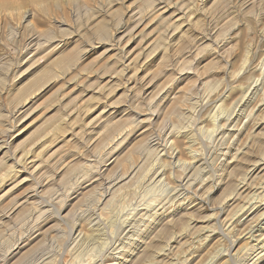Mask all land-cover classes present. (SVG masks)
I'll return each instance as SVG.
<instances>
[{
  "label": "rangeland",
  "instance_id": "rangeland-1",
  "mask_svg": "<svg viewBox=\"0 0 264 264\" xmlns=\"http://www.w3.org/2000/svg\"><path fill=\"white\" fill-rule=\"evenodd\" d=\"M1 3L0 264H264V0Z\"/></svg>",
  "mask_w": 264,
  "mask_h": 264
},
{
  "label": "bare ground",
  "instance_id": "bare-ground-1",
  "mask_svg": "<svg viewBox=\"0 0 264 264\" xmlns=\"http://www.w3.org/2000/svg\"><path fill=\"white\" fill-rule=\"evenodd\" d=\"M15 4H16V3H15ZM10 9H13V10H14V9H16V6H15V5H12V4H9V3H7V4H6V3H5V4H4V3H1V4H0V13H1L2 10L4 11V10H10ZM14 14H15V13H14ZM24 18H25V17H24ZM170 25H171V24H170ZM32 44H33V43H32ZM68 55H69V54H68ZM119 56H120V55H119ZM122 58H123V57H122ZM139 58H141V57H139ZM139 58H138V59H139ZM4 59H5V58H4ZM71 59H72V58H71ZM135 59H136V58H135ZM138 59H137V60H138ZM69 60H70V59H69ZM137 60H135V61L137 62ZM63 61H64V59H63ZM63 61H62V62H63ZM124 61H125V59H124L122 62H124ZM128 61H129V59H128V57H127V60L124 62V68H123V69H124V70H123L124 73H126V72L128 73V71H129L130 69H132V68H130V66H131L133 60H132L131 62H129L128 64H126ZM66 62H67V61H66ZM66 62H65L64 64H63V63H62V64L65 65ZM120 63H121V62H120ZM121 64H122V63H121ZM3 65H4V63H3ZM133 65H135V64L133 63ZM30 70H31V69H30ZM49 71H50V70H49ZM7 72H8V71H7ZM45 72H46V71H45ZM116 73H117V76L122 75V73L120 74V72H116ZM116 73H115V74H116ZM134 73H135V72H134ZM45 74H47L48 76L50 75V74H48V73H44V75H45ZM44 75H43V76H44ZM45 76H46V75H45ZM114 76H115V75H113V77H114ZM117 76H116V77H117ZM131 76H132V75H131ZM113 77H112V78H113ZM40 78H41V77H40ZM47 78H48V77H47ZM126 78H127V77H126ZM42 79H43V78H42ZM42 79H40V81H41ZM117 79H118V78H117ZM36 80H38V79L35 78L33 82H35V83L38 82V85H40L41 83H39V80H38V81H36ZM44 80H45V79H44ZM31 85H32V83H31ZM32 86H33V85H32ZM35 86H36V85H35ZM33 87H34V86H33ZM43 87H45V86H43ZM24 89H25V88H24ZM44 89H45V88H44ZM42 90H43V89H42ZM22 91H23V88H22V89L20 88V89H19V92H17V93L22 94V93L24 92V91H23V92H22ZM28 91H29V90H28ZM21 92H22V93H21ZM25 94H26V92H25ZM27 95H28V94H27ZM22 96H23V95H22ZM24 99H25V98H24ZM32 100H33V98H32L31 96H29L28 99L25 101V103L23 102V105H20V104H19V106H18V107L16 108V110H15V116L18 115L17 113H19L20 109H23V107L26 106L25 104H29L30 102H32ZM75 108H77V107H75ZM74 111H75V110H74ZM76 112H78V111H76ZM70 113H72V112H70ZM70 113L68 114L69 116H70ZM73 113H74V112H73ZM72 115H73V114H71V116H72ZM0 116H1V115H0ZM18 116H19V115H18ZM2 123H3V122H2ZM92 135H93V134H92ZM4 140H5V139H4ZM1 141H3V140H1ZM3 142H4V141H3ZM3 142H2V143H3ZM3 144H4V143H3ZM261 144H262V143H261ZM161 146H162V145H161ZM163 146H164V145H163ZM262 146H263V145H262ZM0 148H1V149H6V148H8V147L2 145ZM157 149H158V148H157ZM161 150H162V149H161ZM176 150H178V149H176ZM242 151H243V150H242ZM242 151H240V152H242ZM29 152H30V151H29ZM245 153H246V152H245ZM29 154H30V153H29ZM240 154H241V153H240ZM30 155H31V154H30ZM246 155H247V154H246ZM28 156H29V155H28ZM164 156H165V155H164ZM238 156H239V155H238ZM14 157H15V155H14ZM173 157H175V156H173ZM173 157H172V158H173ZM29 158H30V157H26V158H24V160H22V161H20V160H19V161L16 160L15 162L13 161V162L15 163V166H16L17 168H21V169H22L21 171L19 170L20 172L27 173L29 169H32V168L35 166L34 160H32V161L29 162V161H28ZM175 158H176V157H175ZM13 159H14V158H13ZM17 159H18V158H17ZM22 159H23V158H22ZM239 159H241V158H239ZM27 161H28V162H27ZM241 161H242V160H241ZM254 161H255V160H254ZM263 161H264V159L261 160V161L259 160V162L256 161L257 163H254V164H253V166H252L253 169L251 170V172H253V174H254L255 171H257L258 169H260V172H262V173H263V176H264V162H263ZM61 162H62V161H61ZM261 162H262V163H261ZM63 163H64V162H63ZM251 165H252V164H251ZM15 166H14V168H15ZM63 166H64V165H63ZM137 166H138V165H137ZM104 167H105V166H104ZM133 167H135V166H133ZM252 167H251V168H252ZM55 168H57V167H55ZM191 168H192V167H191ZM99 170H100V169H99ZM155 170H156V169H155ZM57 171H58V170H57ZM59 171H60V170H59ZM104 171H105V169H104ZM133 171H134V170H133ZM133 171H131L128 175H125V176H123V177H121V178H116V179H113V178H112L111 180H107V183H108V185H109V186L107 185V186H108L107 189H110V190H109V193H111V190H113V189H114V188H115L120 182H122V181H126V182H127V180L129 179V177L133 174ZM189 171H190V170H189ZM93 172H94V171H93ZM155 172H156V171H155ZM162 172H163V171H162ZM192 172H193V171H192ZM100 173H101V172H100ZM135 173H136V172H135ZM248 173H249V172H248ZM101 174H102V173H101ZM154 174H155V173H154ZM160 174H161V173H160ZM193 174H194V172H193ZM57 175H58V174H57ZM91 175H92V174H91ZM98 175H99V174H98ZM162 175H163V174H162ZM255 175H256V174H255ZM255 175H254V176H255ZM261 175H262V174H261ZM155 176H156V178H159V175H155ZM112 177H113V176H112ZM189 177H190V176H189ZM83 178H84V177H83ZM83 178H82V179H83ZM86 178H88V177H86ZM89 178H91V177H89ZM104 178H105V177H104ZM108 178H109V177H108ZM110 178H111V177H110ZM153 178H155V177H153ZM248 178H249V176L247 177V181H248ZM262 178H263V177H262ZM262 178H261V179H262ZM100 179H101V178H100ZM133 179H134V178H133ZM190 179H192V178H190ZM190 179H188V180H190ZM245 179H246V178H245ZM245 179H244V180H245ZM261 179H260V180H261ZM91 180H92V179H91ZM95 180H96V179H95ZM95 180H94V181H95ZM130 180H131V179H130ZM158 180H159V179H158ZM188 180H187V181H188ZM88 181H89V180H88ZM98 181H100V180H98ZM190 181H192V180H190ZM194 181H195V180H194ZM263 181H264V180H263ZM263 181H261L260 184H261V183H264ZM84 182H85V180H84ZM86 182H87V181H86ZM101 182H103V180H102ZM104 182H105V181H104ZM241 182H243V181H241ZM249 182H250V181H249ZM251 182H254V181H251ZM251 182H250V183H251ZM258 182H259V181H258ZM42 183H43V182H42ZM42 183H41V184H42ZM94 183H95V182H94ZM186 183H187V182H186ZM243 183H244V182H243ZM243 183H242V184H243ZM46 184H47V183H46ZM46 184H45V185H46ZM92 184H93V183H92ZM150 184H151V183H150ZM152 184H153V183H152ZM152 184H151V185H152ZM190 184H191V183H190ZM244 184H245V183H244ZM248 184H249V183H248ZM251 184H252V183H251ZM258 184H259V183H258ZM45 185H43V186H45ZM147 185H148V184H147ZM187 185H188V184H187ZM191 185H192V184H191ZM191 185H190V186H191ZM262 185H263V184H262ZM90 186H91V184H90ZM190 186H188V187L190 188ZM251 186H252V185H251ZM191 187H192V186H191ZM239 187H240V186H239ZM255 187H256V186H255ZM260 187H261V185H260ZM184 188H185V187H184ZM186 188H187V187H186ZM186 188H185V189H186ZM189 188H188V189H189ZM258 188H259V187H257V189H258ZM263 188H264V187H263ZM83 189H84V188H83ZM179 189H180V188H179ZM190 189H191V188H190ZM249 189H250V188H249ZM249 189H248V190H249ZM252 189H253V188H252ZM186 190H187V189H186ZM186 190H185V191H186ZM244 190H245V189H244ZM262 190H263V189H262ZM178 191H179V190H178ZM178 191H177V192H178ZM249 191H250V190H249ZM254 191H255V190H254ZM256 191H257V190H256ZM256 191H255V192H256ZM260 191H261V190H260ZM106 192H107V191H106ZM244 192H245V191H244ZM244 192H243V193H244ZM107 193H108V192H107ZM113 193H114V191L112 192V194H113ZM258 193H259V192H258ZM260 193H262V192H260ZM104 194H105V193H104ZM112 194H110V195H112ZM240 194H241V193H240ZM30 196H32V194H31ZM102 196H103V195H102ZM104 196H105V195H104ZM104 196H103V198H104ZM263 196H264V195H263ZM33 197H34V196H33ZM107 197H108V196H107ZM237 197H238V195H237ZM75 198H76V197H75ZM262 198H263V197H262ZM110 199H111V198H110ZM259 200H261V199H259ZM259 200H258V201H259ZM263 200H264V199H263ZM101 201H102V200H101ZM173 201H174V200H173ZM253 201L255 202L256 199L253 200ZM253 201H252V202H253ZM102 202H103V201H102ZM107 202H108V201H107ZM169 202H170V201H169ZM250 202H251V201H250ZM256 202H257V201H256ZM261 202H262V201H261ZM16 203H18V202H16ZM24 203H25V202H24ZM22 204H23V203H22ZM107 204H108V203H107ZM19 205H20V203H19ZM29 205H30V204H29ZM249 205H250V204H248V206H249ZM259 205H260V204H259ZM262 205H263V204H262ZM20 206H21V205H20ZM22 206H23V205H22ZM24 206H25V205H24ZM160 206H161V205H160ZM251 206H252V205H251ZM251 206H249V208H250ZM256 206H257V205H255L253 208H256ZM148 207H149V206H148ZM148 207H146V208H148ZM143 209L145 210V207H144ZM256 209L258 210V207H257ZM256 209H255V210H256ZM12 211H14V210H12ZM12 211H10V213H11ZM140 211H141V210H140ZM249 211H250V210H249ZM133 212H134V211H133ZM142 212H143V211H142ZM151 212H152V211H151ZM258 212H260V211H258ZM137 213H138V212H137ZM141 214H144V213H141ZM152 214H153V213H152ZM260 214H261V215H260V219H259L258 223L255 224V225H254V223H252L251 225H250V223H249V224H248V225H249V228H248V226L246 225L247 227H246V229L244 230L243 235H244V237H245L247 240H249L250 242L255 243V245H258V246L260 245V246H261V247H260V250H261V252H262V253H261V252H260V253H261V254H264V253H263V252H264V231H263V230H264V229H263L264 227L262 228V227L259 225V224H262V223L264 222V212H263V213H260ZM41 215H42V214H41ZM137 215H138V214H137ZM258 215H259V214H258ZM131 216H132V215H131ZM159 216H160V215H159ZM1 217H2V216H1ZM3 217H4V216H3ZM3 217H2V218H3ZM146 217H147V216H146ZM253 217H254V216H253ZM4 218H5V217H4ZM46 218H47V217H46ZM132 218H133V217H132ZM132 218H131V220H132ZM147 218H148V217H147ZM152 218H153V217H152ZM231 218H232V217H231ZM256 218H257V217H256ZM126 219H128V218H126ZM126 219H125V220H126ZM134 219H135V218H133V220H134ZM160 219H161V218H160ZM125 220H124V221H125ZM131 220H130V218H129V221H130V222L133 221V220H132V221H131ZM250 220H251V219H250ZM255 220H256V219H255ZM255 220H253V221H255ZM126 221H127V220H126ZM140 221H141V220H139V222H140ZM151 221H152V220H151ZM253 221H252V222H253ZM256 221H257V220H256ZM130 222H129V223H130ZM134 222H135V221H134ZM143 222H146V221L144 220ZM143 222H142V223H143ZM39 224H40V223H39ZM132 224H133V223H132ZM134 224H135V223H134ZM138 224H139V223H138ZM144 224H145V223H144ZM232 224H233V223H232ZM235 224H236V223H235ZM148 225H149V224H148ZM0 226H1V225H0ZM127 226H129V224H128ZM139 226H140V225H139ZM263 226H264V225H263ZM1 227H2V226H1ZM130 227H131V226H130ZM134 227H135V226H134ZM131 228H132V227H131ZM131 228H128V229H131ZM247 228H248V229H247ZM37 229H38V228H37ZM39 229H41V228H39ZM133 229H134V228H133ZM139 229H140V228H139ZM41 230H42V229H41ZM41 230H40V231H41ZM98 232H100V231H98ZM98 232H97V234H98ZM127 232H129V231H127ZM132 232H133V231H132ZM136 232H137V231H136ZM31 233H32V232H31ZM40 233H42V232H38V234H40ZM43 233H44V232H43ZM93 233H94V230H93ZM34 234H35V233H34ZM38 234H37V235H38ZM78 234H79V233H78ZM132 234H133V233H132ZM130 235H131V234H130ZM30 236H31V235H30ZM40 236H41V235H40ZM96 236H97V235H96ZM100 236H101V235H100ZM132 236H133V235H132ZM177 236H178V235H177ZM179 236H180V235H179ZM179 236H178V237H179ZM97 237H98V236H97ZM97 237H96V238H97ZM126 237H127V236H126ZM174 237H175V239H176V236H174ZM35 238H36V237H35ZM38 238H39V235H38ZM91 238H92V237H91ZM91 238H88V239L90 240ZM36 239H37V238H36ZM36 239H35V240H36ZM125 239H126V238H125ZM25 240H27V239H25ZM30 240H31V239H30ZM122 240H123V239H122ZM182 240H183V239H182ZM31 241H32V240H31ZM95 241H96V240H95ZM173 242H174V241H173ZM178 242H179V241H178ZM125 243H126V242H125ZM171 245H172V243H171ZM24 246H25V245H24ZM24 246H23V247H24ZM27 246H28V245H27ZM119 246H120V245H119ZM125 246H126V245H125ZM23 247H20V246L17 247L15 251H18V252L15 253V251H14L13 256H15V255H17L18 253H20V251H21V249H22ZM114 247H115V246H114ZM116 247H117V246H116ZM162 248H163V247H162ZM251 248H252V247H251ZM112 249H114V248H112ZM112 249H111V250H112ZM160 249H161V248H160ZM166 249H168V247H166ZM169 249H170V248H169ZM161 250H162V249H161ZM172 250H173V249H172ZM162 251H163V250H162ZM166 251H167V250H166ZM166 251H165V252H166ZM240 251H241V250H240ZM113 252H114V250H113ZM162 253H163V252H162ZM167 253H168V252H167ZM169 253H170V252H169ZM122 254H123V253H122ZM156 254H157V252H156ZM159 254H161V253H159ZM165 254H166V253H165ZM142 255H143V254H142ZM157 255H158V254H157ZM167 255H168V254H167ZM163 256H164V255H163ZM108 257H109V256H108ZM115 257H116V256H115ZM157 257H158V256H157ZM168 257H169V256H168ZM111 258H112V257H111ZM116 258H117V257H116ZM143 258H144V257H143ZM141 259H142V258H141ZM168 259H169V258H168ZM37 260H38V259H37ZM2 261H3V260H2ZM160 262H161V261H160ZM114 263L116 264V262H114ZM40 264H41V263H40ZM47 264H48V263H47ZM159 264H160V263H159Z\"/></svg>",
  "mask_w": 264,
  "mask_h": 264
}]
</instances>
